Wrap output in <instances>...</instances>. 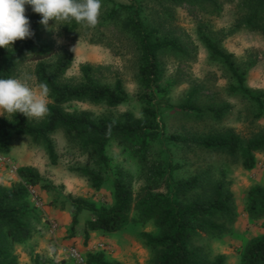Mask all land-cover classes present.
<instances>
[{
	"label": "rangeland",
	"instance_id": "rangeland-1",
	"mask_svg": "<svg viewBox=\"0 0 264 264\" xmlns=\"http://www.w3.org/2000/svg\"><path fill=\"white\" fill-rule=\"evenodd\" d=\"M217 1L218 8L204 9L196 4L181 3L172 7L166 4L161 6L152 0H140L139 7L144 8L142 15L150 23H156L155 17L159 12L166 15L164 11H172L184 53L166 52L161 56L163 74L160 89L154 94L165 104L158 107L160 134L147 163L139 164L129 150L116 142L110 145L108 154L112 164L122 168L131 177L135 204L149 192L171 194L173 183L206 171L210 172L212 180H222L228 184L234 193L238 212L232 233L218 239L205 236L193 245L213 256H224L226 264H243L242 256L248 243L264 235V220L255 222L245 213L249 190L255 185L264 186V154H257L254 168L246 170L240 157L173 140L174 136L191 138L221 134L228 130L235 131L246 140L264 130V114L257 118L254 103L232 92L234 80L222 63L211 59L196 29L200 25L205 26L222 49L232 54L236 65L247 72L246 84L255 93L264 92V30H252L243 23L242 11L230 0ZM131 3L132 0H102L99 23L94 28L74 20L59 21L56 25L55 21H50L47 27L42 25L40 38L53 45L57 57L65 49L74 52L73 66L65 74L64 81L73 84L81 82L82 66L91 65L95 68L94 77L98 82L113 87L117 80H121L128 95V102L117 108L77 103L70 111H88L97 117L112 119L126 112L136 117L142 116V97L152 92L146 91L141 85L139 52L134 40L122 31L111 16L118 5ZM36 67L37 62H21L16 78L30 75L32 79L27 82L38 91ZM50 102L47 97V104ZM189 103L199 109L200 116L188 107ZM218 111L221 114L217 118L215 113ZM9 116L3 114L0 119ZM30 119L37 123L44 117ZM52 139L58 155L56 165L51 163L42 145L26 136L17 138L10 154L0 155V185L5 180L10 187L15 183L11 177L13 172H17L20 167L31 166L41 173L46 183L55 187L51 191L36 187L30 199L41 216V221L35 225V235L39 233L42 245L46 249L54 247L53 251L61 254V264H68L62 255L64 249L70 247H77L85 256L101 252L109 260L121 264H151L154 252L142 236L144 233L157 232L151 222L145 225L132 223L110 235L99 232L96 238L90 232L87 240L86 222L92 219V213L83 210L78 214L77 225L73 227V201L83 198L98 207H110L114 204L112 188L109 184L96 190L87 178L77 173L78 168H94L90 153H83L61 130ZM47 210L61 215L55 218L58 224L55 233L46 229L47 221H42L46 218ZM136 212L135 209L133 216Z\"/></svg>",
	"mask_w": 264,
	"mask_h": 264
},
{
	"label": "trees",
	"instance_id": "trees-1",
	"mask_svg": "<svg viewBox=\"0 0 264 264\" xmlns=\"http://www.w3.org/2000/svg\"><path fill=\"white\" fill-rule=\"evenodd\" d=\"M153 3L171 5L196 4L204 9L218 8L217 0H152ZM243 13V23L252 30H264V0H230ZM140 0H132L130 5L114 8L113 20L123 32L133 40L139 52V77L147 93L142 97L144 109L141 117L126 112L117 119L97 117L88 111H70L77 103L106 105L117 108L128 102V95L121 80L113 87L103 85L94 77L91 65L82 66V81L73 84L63 80L72 68L75 55L72 50H63L57 57L53 45L40 38L41 15L34 13L26 5V16L30 20L34 35L25 40H17L10 49L0 48V78L17 76L21 62H37V81L49 88L48 113L40 122H33L24 114H10L0 119V155H8L17 138L26 136L34 143L42 145L53 165L57 164L53 135L63 131L71 143L79 146L83 153H90L94 168H78L77 173L88 179L96 190L105 185L112 188L114 204L98 207L83 198L73 201V227L78 223V214L90 211L92 219L86 222V238L90 232L115 234L132 223H152L156 233H144L146 245L154 252L151 264H226L222 255L213 256L194 244L205 236L221 238L232 233L238 219L235 196L231 188L222 180H212L206 171L195 174L187 180L172 184L171 194L149 192L137 204L131 177L119 166L112 164L108 148L113 143L129 150L141 165L149 160L150 152L160 134L158 107L165 104L157 99L154 91L160 89L163 74L161 56L166 53L183 54L181 35L175 25L172 11H164L150 23L143 17ZM165 9V8H163ZM169 16V17H168ZM200 41L209 52L211 59L222 63L234 84L231 90L254 103L257 118L264 114V92L255 93L246 84L247 72L234 62L232 54L222 49L205 26L197 29ZM56 58V59H55ZM55 59L54 61H52ZM188 107L201 115L192 104ZM220 111L215 113L218 118ZM177 143L219 152L232 157H240L242 166L252 170L257 154H264V130L243 139L235 131L228 130L206 136L191 138L174 136ZM18 182L10 187L0 185V264H20L15 253V245L29 242L36 233L35 225L41 216L31 202L32 191L41 187L51 191L55 187L46 183L45 178L34 167L18 168ZM173 194V195H172ZM136 209V215L133 211ZM245 213L255 222L264 220V186L255 185L247 195ZM88 264H121L109 260L104 253H89ZM34 264L41 263L33 257ZM243 264H264V235L253 238L246 246Z\"/></svg>",
	"mask_w": 264,
	"mask_h": 264
},
{
	"label": "clouds",
	"instance_id": "clouds-1",
	"mask_svg": "<svg viewBox=\"0 0 264 264\" xmlns=\"http://www.w3.org/2000/svg\"><path fill=\"white\" fill-rule=\"evenodd\" d=\"M26 5L41 15L40 23L72 21L94 28L99 23L102 0H0V48L10 49L17 40L31 38L30 20ZM32 77L0 78V115L24 114L28 118H43L49 111V88L40 83L38 91L27 81Z\"/></svg>",
	"mask_w": 264,
	"mask_h": 264
},
{
	"label": "crops",
	"instance_id": "crops-1",
	"mask_svg": "<svg viewBox=\"0 0 264 264\" xmlns=\"http://www.w3.org/2000/svg\"><path fill=\"white\" fill-rule=\"evenodd\" d=\"M11 177L13 178L14 182L19 181V178L17 176V172H15V173L13 172V175H11ZM2 185L9 187L8 183H6L5 180H4V183H2ZM46 212H47L45 214L46 218L43 219L42 221L43 222L47 221L45 224V227H46V229H48L49 228V221H51V220L56 221L55 218H60L61 215L59 213H52V211H49V210H47ZM52 218H54V219H52ZM45 227H43L42 229L44 230ZM38 228H40V227H38ZM91 235H92V237L96 238V237H98L99 232H93ZM40 242H41V239L39 237V233L37 232V234L29 242H27L25 244L15 245V253L18 256V260H19L20 264H34L33 256L34 257L38 256L40 262L44 263V264H61V262H60V260H61L60 255L61 254L58 255L56 250L53 251L54 247H52V246H49L46 249V246L42 245L43 242H41V243ZM57 245H58V247H60L59 243ZM62 256H64V255H62ZM63 258H64V260L67 261L68 264H72L70 261H68L65 258V256Z\"/></svg>",
	"mask_w": 264,
	"mask_h": 264
},
{
	"label": "built area",
	"instance_id": "built-area-1",
	"mask_svg": "<svg viewBox=\"0 0 264 264\" xmlns=\"http://www.w3.org/2000/svg\"><path fill=\"white\" fill-rule=\"evenodd\" d=\"M58 224L56 221H49V229L55 233L57 231ZM65 258L72 264H88L86 256L77 247H70L64 249Z\"/></svg>",
	"mask_w": 264,
	"mask_h": 264
}]
</instances>
